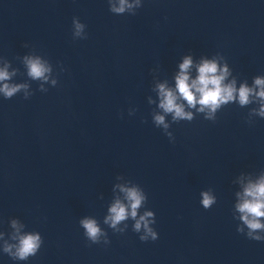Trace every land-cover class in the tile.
Wrapping results in <instances>:
<instances>
[{
	"label": "clouds",
	"instance_id": "clouds-1",
	"mask_svg": "<svg viewBox=\"0 0 264 264\" xmlns=\"http://www.w3.org/2000/svg\"><path fill=\"white\" fill-rule=\"evenodd\" d=\"M109 11L113 14L130 15L136 14V9L142 7V0H108ZM86 25L79 18L73 17L72 20V38L87 39ZM28 47V45H25ZM22 63L26 70L27 78L32 81H39L38 90L47 92L45 83L50 82L53 87L58 84V78H52L53 68L51 63L43 59L41 55L32 52L22 57ZM12 67L11 62L6 61L3 67H0V96L4 99H12L17 94L23 92V98L29 99L32 93L28 92L30 85L26 82H13V77L19 72L18 68ZM193 68L191 56H185L183 62L179 65V72L175 76V86L169 87L167 82L156 85V91L159 97L158 107L164 115L156 114L153 119L157 126H163L165 130L169 124L165 121V115L171 114L172 120L191 121L193 113L186 111L196 109L200 113H205V118L215 120L216 112L222 106L230 103H236L240 108L252 104H258L259 107L251 108L248 112V123H252L253 117L264 118V76L254 78L252 86L247 82L241 83L237 87L236 79L228 81L231 75L228 66H221L215 59H202L195 65L196 75L193 78L190 70ZM63 71V68H61ZM58 76V74H57ZM198 106V107H197ZM171 136L172 133H166ZM242 191L236 193L237 202L234 205V219L238 220L237 232L245 235L248 239L254 241H264V172H261L256 178L249 177L246 182L241 179ZM123 198L117 197L108 208V215L104 218L107 224L117 233H124L125 228H118L122 222L129 218L135 221L133 231L143 234L139 239L143 242L158 238V233L151 225L156 223L155 214L151 210H145L143 214H138L139 210L147 202V194L138 185L131 187L117 185ZM201 204L204 209H210L217 198L210 191L200 193ZM80 226L84 229V235L88 241L93 244L109 243L107 233L99 226L94 218L86 217L80 220ZM24 226L17 220L11 221V228L14 230L10 236L11 241L4 240L2 252L7 254L13 260L27 261L35 256L42 244L43 238L39 232L29 231L21 232ZM4 233L0 231V240H3Z\"/></svg>",
	"mask_w": 264,
	"mask_h": 264
}]
</instances>
